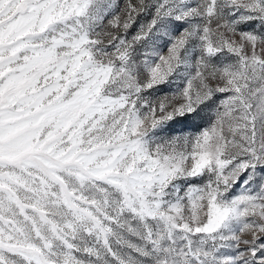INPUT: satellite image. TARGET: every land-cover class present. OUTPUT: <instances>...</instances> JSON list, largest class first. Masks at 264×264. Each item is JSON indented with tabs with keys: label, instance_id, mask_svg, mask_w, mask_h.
Here are the masks:
<instances>
[{
	"label": "snow or ice",
	"instance_id": "6c2138e0",
	"mask_svg": "<svg viewBox=\"0 0 264 264\" xmlns=\"http://www.w3.org/2000/svg\"><path fill=\"white\" fill-rule=\"evenodd\" d=\"M0 264H264V0H0Z\"/></svg>",
	"mask_w": 264,
	"mask_h": 264
},
{
	"label": "rangeland",
	"instance_id": "374dc122",
	"mask_svg": "<svg viewBox=\"0 0 264 264\" xmlns=\"http://www.w3.org/2000/svg\"><path fill=\"white\" fill-rule=\"evenodd\" d=\"M195 86V85H194Z\"/></svg>",
	"mask_w": 264,
	"mask_h": 264
}]
</instances>
